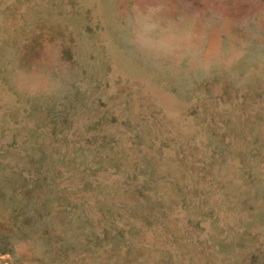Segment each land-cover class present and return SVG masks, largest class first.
<instances>
[{"label":"rangeland","instance_id":"374dc122","mask_svg":"<svg viewBox=\"0 0 264 264\" xmlns=\"http://www.w3.org/2000/svg\"><path fill=\"white\" fill-rule=\"evenodd\" d=\"M0 264H264V0H0Z\"/></svg>","mask_w":264,"mask_h":264}]
</instances>
